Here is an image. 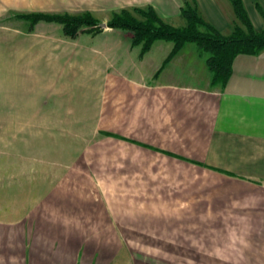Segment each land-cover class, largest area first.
<instances>
[{"label":"crops","instance_id":"obj_1","mask_svg":"<svg viewBox=\"0 0 264 264\" xmlns=\"http://www.w3.org/2000/svg\"><path fill=\"white\" fill-rule=\"evenodd\" d=\"M186 2L223 34L233 30L237 18L230 0L143 5L170 23ZM243 2L255 27L256 20L264 26L256 9L259 3L264 10V0ZM59 5L0 0V25L21 12L59 13ZM2 29L38 36L35 45L49 48L62 67L87 48L72 47L68 54L64 32L55 39L37 26ZM124 32L118 34L132 39ZM160 42L139 62H127L131 71L110 70L115 65L107 56L106 72L91 82L97 92L90 113L52 110L40 124L32 121L30 131L47 132L56 141L44 149L48 159L35 155L24 176L9 175L16 189L8 207L0 203V264H264V51L238 55L221 87L212 84L207 56L197 47L187 43L164 64L173 43ZM119 47L106 49L113 54ZM154 48L165 53L161 61ZM178 67L197 84L179 78ZM88 116L89 131L103 138L83 146L76 133ZM103 140L104 157L92 156V146ZM99 163L122 165L128 179L184 180L185 186L143 190L136 203L116 205L103 176L93 178L83 166Z\"/></svg>","mask_w":264,"mask_h":264},{"label":"rangeland","instance_id":"obj_2","mask_svg":"<svg viewBox=\"0 0 264 264\" xmlns=\"http://www.w3.org/2000/svg\"><path fill=\"white\" fill-rule=\"evenodd\" d=\"M55 1L60 2L59 13L78 14L90 11L101 22L107 23L112 11H118L122 7L147 6L143 4L152 0H50V3ZM1 22L0 26L8 28L17 26L19 30L23 31L29 27L28 21L18 19L16 16ZM170 23L174 26H183L186 22L182 16H178L171 19ZM255 23L258 29H263L262 22L256 20ZM35 26L42 31L45 30L47 33L55 34L53 36L55 39L64 37L62 35V25L58 23L41 21ZM124 31L116 29L113 33H110L105 31V29L91 32L85 30L80 32L75 38L67 36L65 40L68 54H70L72 47L79 49L83 45L87 48H83L80 55H72L71 57H75L69 59L70 62L68 61V64L65 63L64 67H62L49 54V48L35 45L40 41L38 36H32L30 33L26 35L24 32L15 34L13 31L11 33L10 29L0 30V203L3 207H8L15 198L10 195L16 189V181L9 180L10 173L18 171L24 176L27 162H30L35 155V160L48 159L49 157H46L48 155L43 153L44 149L47 150V146H51L52 141H56L47 132L42 134L30 131L32 121H34V124H40L44 117L47 118L45 113H49L52 110L61 112L82 110L90 113L91 110H94V98L97 92L96 85H92L91 82L95 80L94 78L97 75L106 72L107 68L104 63L108 60L106 59L107 56L110 58V63L113 62L115 65L110 70L131 71L125 68L126 63L139 62V58L147 54V52L142 54L141 45H133L132 39L126 36L122 38L118 34L119 32L125 33ZM158 41H161L160 43L163 45H171L173 43L167 40ZM40 43L42 44V42ZM154 44L151 47L152 49ZM190 44L200 50L196 43ZM110 45H120V47L112 54L106 49ZM130 46L133 47L131 48ZM154 49L153 57H156L157 61H161L165 53L161 49ZM201 53L208 56V53L203 51ZM177 69L179 78L197 84L198 81H192L182 70V67ZM49 83L56 84L52 85ZM34 112L39 114L33 115ZM68 118L71 117L67 116V120ZM82 123L84 124L83 130L80 133H76V135H81L83 146L103 138L99 132L89 131L91 125H93L89 116L87 118L83 117ZM66 134L69 133L67 132ZM71 135L73 136V133ZM105 146V140L100 142L98 148L92 146L91 155L104 157ZM83 166L88 167L92 171L93 178H101L103 176L105 191L111 195L110 198L112 197L116 205L125 204L128 201H130V204L136 203V197L143 190L147 193V191H153V189L185 186L184 180L138 181L128 179L124 176L126 173L121 172L122 165L118 164L106 165L99 163L85 164ZM106 172L108 173L107 181L104 177ZM111 172H113L112 175ZM90 183L92 185L91 181ZM92 188L95 195H98L97 189L93 185ZM133 247L136 252L137 245H133ZM131 264H137V261H131Z\"/></svg>","mask_w":264,"mask_h":264},{"label":"trees","instance_id":"obj_3","mask_svg":"<svg viewBox=\"0 0 264 264\" xmlns=\"http://www.w3.org/2000/svg\"><path fill=\"white\" fill-rule=\"evenodd\" d=\"M230 1L237 18L230 34L219 31L191 2H186L181 8V16L186 22L183 26L172 25L153 6L147 5L112 11L107 27L131 32L132 43L142 46V54L148 52L158 40L173 42V48L164 64L187 43H196L201 51L208 53L206 63L212 74V84L225 87L238 55H258L264 51V29L255 27L243 0ZM256 9L264 19V10L259 3L256 4ZM15 16L28 21L29 29H33L41 21L58 23L62 25L64 34L71 38L85 30H103L100 27L101 21L90 11L78 14L31 12L18 13Z\"/></svg>","mask_w":264,"mask_h":264},{"label":"water","instance_id":"obj_4","mask_svg":"<svg viewBox=\"0 0 264 264\" xmlns=\"http://www.w3.org/2000/svg\"><path fill=\"white\" fill-rule=\"evenodd\" d=\"M100 27H102V28H106V27H107V23H105V22H101V23H100Z\"/></svg>","mask_w":264,"mask_h":264}]
</instances>
